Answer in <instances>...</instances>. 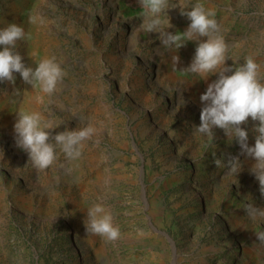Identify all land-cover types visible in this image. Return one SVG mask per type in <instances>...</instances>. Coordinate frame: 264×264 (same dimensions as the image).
<instances>
[{"label": "rangeland", "instance_id": "374dc122", "mask_svg": "<svg viewBox=\"0 0 264 264\" xmlns=\"http://www.w3.org/2000/svg\"><path fill=\"white\" fill-rule=\"evenodd\" d=\"M200 2L215 10L228 54L253 56L264 76V0ZM167 11L168 31H184L179 7ZM140 12L137 0H0V28H24L16 47L26 66L54 57L65 72L51 96L19 73L0 83V264H264V221L244 210L264 207L253 159L223 129L211 141L195 134L200 95L217 77L183 70L196 41L176 51L159 33L134 37ZM21 109L62 121L54 133L89 122L97 131L78 160L58 153L38 171L16 145ZM256 123L241 125L250 145ZM231 156L242 164L237 180L214 163ZM95 203L111 211L117 240L85 230Z\"/></svg>", "mask_w": 264, "mask_h": 264}, {"label": "clouds", "instance_id": "9594fccd", "mask_svg": "<svg viewBox=\"0 0 264 264\" xmlns=\"http://www.w3.org/2000/svg\"><path fill=\"white\" fill-rule=\"evenodd\" d=\"M141 8V23L133 31L137 33H159L158 39L164 48L176 51L188 41H196V48L190 64L183 70L196 74L206 80L210 75L216 79L208 83L206 90L200 95V123L194 126L195 134L213 140V129L218 127L225 131L229 141L233 139L240 146L241 154L253 159L251 173L260 185L264 194V76L261 75L260 63L251 55L240 63L228 54L229 45L216 20V12L197 0H137ZM179 7L182 15L190 23L184 31H168L172 28L168 9ZM33 23L35 17L30 18ZM25 37L24 28L17 23H9L0 28V83L15 82V73L22 80L38 88L39 92L51 96L58 91V85L65 75L61 64L54 57L40 59L36 67L26 66L21 53L17 50V41ZM205 38V39H202ZM136 39L130 37V43ZM234 47H242L237 42ZM176 53V52H175ZM175 65L178 55L172 57ZM231 59L233 65L226 64ZM251 118L256 121L253 127L255 142L250 145L248 131L242 123ZM62 121L45 116L39 110L21 109L17 112L14 123L16 145L27 152L33 167L38 171L48 169L57 160L58 153H63L69 161L78 160L87 141L96 134V127L86 123L75 129L65 128L53 132L60 127ZM217 167L227 169L226 176H233L242 169L239 156H231L225 162L223 157L214 161ZM245 212L253 221H264V207L254 203H246ZM85 230L99 235L108 241L117 240L120 228L114 223L111 211L103 203H95L87 209ZM264 240V232L258 234Z\"/></svg>", "mask_w": 264, "mask_h": 264}]
</instances>
